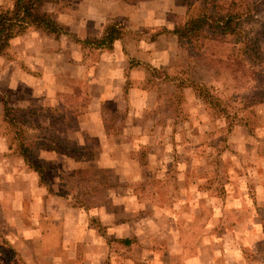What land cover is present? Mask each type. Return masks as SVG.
<instances>
[{
	"label": "rangeland",
	"instance_id": "374dc122",
	"mask_svg": "<svg viewBox=\"0 0 264 264\" xmlns=\"http://www.w3.org/2000/svg\"><path fill=\"white\" fill-rule=\"evenodd\" d=\"M187 1L185 14H168L170 30L133 32L123 19L114 23L127 42L147 41L146 52H131L125 88L132 95L103 107L118 137L134 127L125 144L79 146L75 128L65 124L78 125L87 85L67 83L83 94L81 105L69 92L47 105L25 83L9 86L1 68L15 54H0L7 60L0 61V140L21 172L0 169V184L37 186L35 199L0 194V264H264V0H248L254 10L232 23L236 34L213 40L209 29L207 38L191 41L171 32L199 12L201 0ZM232 1L218 0L222 8L213 14H228ZM109 149L132 157L114 169L99 160L103 152L113 155ZM49 193L77 207L84 232L95 236L63 242L62 227L47 219ZM20 207L26 230L16 220Z\"/></svg>",
	"mask_w": 264,
	"mask_h": 264
},
{
	"label": "crops",
	"instance_id": "0c3cea01",
	"mask_svg": "<svg viewBox=\"0 0 264 264\" xmlns=\"http://www.w3.org/2000/svg\"><path fill=\"white\" fill-rule=\"evenodd\" d=\"M12 0H0V7L9 4ZM43 9L51 14L61 31L57 34L43 31L35 26H29L24 34L11 40L9 51L15 54V59L6 62L7 68H1L3 73L9 77V86L18 89L20 83H25L31 88V95L38 97H47V105H55L60 100L63 93H70L74 103L82 99L83 94H78L75 90L67 89V83L70 80L73 84L83 82L87 85L89 102L85 111L78 116V125L66 128H75L76 143L84 147L92 143L102 147H111L115 144H125L123 138L131 135L134 127L128 126L123 129L120 137L105 123V110L103 107L107 102H116L120 105L125 95H132L134 90L125 88L130 70L131 52L139 50L141 55L142 48L146 52L147 41L127 40L117 38L112 44L103 42L102 39L109 26H116V20L123 19L127 23L128 30L133 32L148 28L165 27L173 28V21L168 18L169 13L185 14L187 9V0H44ZM9 2V3H8ZM141 59V58H139ZM145 59V57H144ZM0 61H7L5 57L0 56ZM30 66L29 69H20L21 64ZM34 69L36 72H33ZM37 71H41L43 76ZM100 87L99 92L96 87ZM144 95H145V91ZM62 101L60 100V103ZM126 102V99H125ZM63 104V103H62ZM110 129V130H109ZM118 137V138H117ZM90 139V140H89ZM118 139V141H117ZM3 141L0 140V169L11 165L13 175L20 172L15 171L12 159L5 156ZM105 150V149H104ZM110 150V149H109ZM114 150V149H113ZM113 155L103 152L102 162H108L109 167L114 169L123 166L121 161L132 157L128 151ZM48 154V153H47ZM54 159L62 158L63 155L57 153L51 154ZM118 155V156H117ZM52 158V159H53ZM136 158V157H135ZM92 159V158H91ZM139 161L138 158L135 160ZM136 162L132 165L136 166ZM128 165V164H127ZM127 168V167H126ZM133 171V168H131ZM15 171V172H14ZM21 173V172H20ZM0 173V182L3 180ZM37 186L21 189L14 184L10 189H3L0 184V194L4 191H11L23 196L24 198L35 199ZM49 188L47 187V192ZM29 200V211H34L37 201ZM31 202V203H30ZM170 207L176 208V203L172 202ZM19 207V205H16ZM22 210L18 211L16 220L21 221L23 230L27 227L24 223L26 216ZM79 208V207H78ZM77 207H68L67 202L58 197L55 193L47 197V219L57 222L62 227L61 236L63 242L67 244H78L87 236L93 238L95 232H84L85 222L77 216ZM31 214V213H30ZM34 216V214H31ZM29 220H37L28 216ZM34 226H38L35 224ZM124 228L120 227L118 233ZM37 228H33L32 230ZM114 231V229H113ZM116 231V230H115ZM131 237V236H125ZM69 249V247L67 248ZM74 248H70V251Z\"/></svg>",
	"mask_w": 264,
	"mask_h": 264
},
{
	"label": "trees",
	"instance_id": "16d2710c",
	"mask_svg": "<svg viewBox=\"0 0 264 264\" xmlns=\"http://www.w3.org/2000/svg\"><path fill=\"white\" fill-rule=\"evenodd\" d=\"M44 0H15L12 8H0V54H4L10 46L11 40L25 33L29 26H35L49 33H59L61 31L55 18L43 9ZM192 7L189 1V10ZM253 7V6H252ZM216 8H222L218 0H201L199 12H191L189 17L183 22L175 25L171 31L178 38L188 41L194 38H207V30H212L211 39L216 40L214 34L222 37L236 34V28L232 26L235 20H239L247 13H251L254 8L248 5V0H233L229 6L230 12L224 16L213 14ZM206 35V36H205ZM119 37L115 26H109L102 39L103 42L112 44ZM26 159V154H24ZM42 174V169L33 166ZM261 196L262 193L259 192ZM131 237L122 238L125 245L131 244Z\"/></svg>",
	"mask_w": 264,
	"mask_h": 264
}]
</instances>
